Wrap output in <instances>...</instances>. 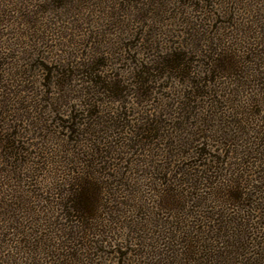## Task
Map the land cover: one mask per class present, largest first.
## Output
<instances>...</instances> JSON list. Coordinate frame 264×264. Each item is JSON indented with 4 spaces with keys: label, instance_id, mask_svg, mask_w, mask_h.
<instances>
[{
    "label": "trees",
    "instance_id": "obj_1",
    "mask_svg": "<svg viewBox=\"0 0 264 264\" xmlns=\"http://www.w3.org/2000/svg\"><path fill=\"white\" fill-rule=\"evenodd\" d=\"M185 35L191 46L174 45L151 58H133L138 104L155 101L158 88L173 93L146 111L133 139V220L125 217L126 229L133 233V264H264V46L260 42L255 46L261 48L239 49L229 43L232 37L205 39L196 27ZM103 60L83 64L84 103L60 119L67 142L75 143L69 150L63 144L61 154L77 158L76 167H81L58 174L47 188L55 223L65 224L56 230L63 241L56 235L51 238L58 244L43 245L49 257L42 264H58L59 259L63 264H94L102 248L127 247L108 237L115 232L119 237L123 229L115 216L124 202L107 182L113 177L107 170H116L111 154L118 149L108 148L103 136L108 129L119 130L123 117L103 122L95 98L105 95L120 104L127 90L121 80L102 76ZM52 73L49 68L47 88H69L70 75L57 79ZM253 86L258 89L244 101L241 95ZM74 91L63 96L65 106L75 104L76 98L67 96ZM10 147L6 163L12 166L19 153ZM128 177L124 179L132 180ZM5 196L14 201L12 194ZM5 205L11 225H18L17 203ZM47 217L51 225L53 218ZM127 256L119 260L130 263Z\"/></svg>",
    "mask_w": 264,
    "mask_h": 264
},
{
    "label": "rangeland",
    "instance_id": "obj_2",
    "mask_svg": "<svg viewBox=\"0 0 264 264\" xmlns=\"http://www.w3.org/2000/svg\"><path fill=\"white\" fill-rule=\"evenodd\" d=\"M193 27L205 39L232 37L229 43L239 49L260 42L264 46V0H0V264L1 260L3 264L45 263L49 256L43 245L54 247L63 241V233L56 230L65 223H55L56 210L47 204L46 193L51 180L80 162L74 157L71 162L61 154L63 144V150H69L75 143L67 142L60 119L66 120L63 112L68 114L72 106L84 103L83 64L90 59H104L99 69L102 76L121 80L127 90V98L120 104L105 95L95 96L103 122L112 116L123 117L119 130L108 129L103 136L108 148L118 149L111 154L110 163L116 170H107L113 174L107 182L124 202L116 207L115 216L123 227L117 233L121 239L116 232L108 237L118 238V243L127 247L118 245V253L115 247L102 248L94 264H124L119 259L126 252L133 264V233L126 229L127 220H133V153L137 152L133 139L146 111L157 106L158 99L173 95L169 89L158 88L155 101L138 104L133 93V58H151L174 45L191 46L185 34ZM49 68L57 79L63 73L71 76L68 89L55 85L47 88ZM256 89L246 88L242 99L247 102ZM71 90L75 91L67 96L76 100L67 107L63 96ZM225 104L232 106L230 101ZM81 120H87L85 115ZM10 143L20 149L12 150L19 153L14 168L6 163ZM117 153L119 157L114 159ZM122 172L127 173L121 176ZM6 193L12 194L14 201L7 199ZM2 202L17 203L18 225H11L10 216L5 215L7 205ZM48 215L53 218L52 226ZM56 235L60 241L52 240ZM63 262L58 260V264Z\"/></svg>",
    "mask_w": 264,
    "mask_h": 264
}]
</instances>
